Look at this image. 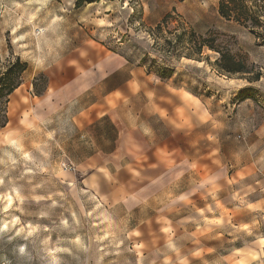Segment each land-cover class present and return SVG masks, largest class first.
I'll return each mask as SVG.
<instances>
[{"label": "rangeland", "instance_id": "1", "mask_svg": "<svg viewBox=\"0 0 264 264\" xmlns=\"http://www.w3.org/2000/svg\"><path fill=\"white\" fill-rule=\"evenodd\" d=\"M218 2L0 0V71L15 57L27 65L0 129V264H264V11L253 30L238 23L243 28L232 33L222 29ZM191 30L254 67L219 71V54L207 46L197 53ZM92 46L154 77L172 74L200 98L201 183L209 170L216 182L201 209L188 204L130 231L134 217L79 199L66 181L72 164L34 128L27 94L43 91L49 64ZM209 135L215 149L208 151Z\"/></svg>", "mask_w": 264, "mask_h": 264}, {"label": "crops", "instance_id": "2", "mask_svg": "<svg viewBox=\"0 0 264 264\" xmlns=\"http://www.w3.org/2000/svg\"><path fill=\"white\" fill-rule=\"evenodd\" d=\"M225 22V31L243 28ZM43 70L45 89L27 94L33 125L72 164L66 181L79 199L134 217L130 231H143L149 218L168 219L188 204L201 209L216 182L209 170V181L201 183L200 98L184 82L176 85L172 74L154 77L139 62L94 46ZM205 142V149H215L210 135ZM208 192L216 204V193Z\"/></svg>", "mask_w": 264, "mask_h": 264}, {"label": "trees", "instance_id": "3", "mask_svg": "<svg viewBox=\"0 0 264 264\" xmlns=\"http://www.w3.org/2000/svg\"><path fill=\"white\" fill-rule=\"evenodd\" d=\"M83 1L91 2L94 0H79V2ZM263 11L264 5L257 4L256 0L250 1L249 4L247 0H219L218 2V12L223 18L233 20L252 30L259 25L260 13ZM167 17L168 14H165L162 20L156 24V28H161L162 24L167 22ZM190 35L193 38L197 53H200L202 48L207 46L219 54L214 61V65L219 71L229 74L247 73L249 68L254 67V63L249 64L246 59L237 57L236 54L229 50L216 47L214 38L197 35L193 30L190 31ZM26 68V63L22 62L19 57H15L13 61H9L5 65L3 71H0V129L8 122L7 104L9 96L22 83V76ZM41 76L45 79V89L47 79L45 76ZM33 87L35 90V82H33ZM41 92L35 90L36 94Z\"/></svg>", "mask_w": 264, "mask_h": 264}, {"label": "bare ground", "instance_id": "4", "mask_svg": "<svg viewBox=\"0 0 264 264\" xmlns=\"http://www.w3.org/2000/svg\"><path fill=\"white\" fill-rule=\"evenodd\" d=\"M191 97V96H190Z\"/></svg>", "mask_w": 264, "mask_h": 264}]
</instances>
